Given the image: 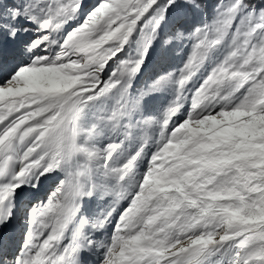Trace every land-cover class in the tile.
Instances as JSON below:
<instances>
[{
	"label": "snow or ice",
	"instance_id": "snow-or-ice-1",
	"mask_svg": "<svg viewBox=\"0 0 264 264\" xmlns=\"http://www.w3.org/2000/svg\"><path fill=\"white\" fill-rule=\"evenodd\" d=\"M0 264H264V0H0Z\"/></svg>",
	"mask_w": 264,
	"mask_h": 264
},
{
	"label": "rangeland",
	"instance_id": "rangeland-1",
	"mask_svg": "<svg viewBox=\"0 0 264 264\" xmlns=\"http://www.w3.org/2000/svg\"><path fill=\"white\" fill-rule=\"evenodd\" d=\"M215 2H213L212 4H215L216 3V0H214ZM95 2V0H88V3H94ZM88 118L86 117L85 118V126L87 127V125H88Z\"/></svg>",
	"mask_w": 264,
	"mask_h": 264
},
{
	"label": "trees",
	"instance_id": "trees-1",
	"mask_svg": "<svg viewBox=\"0 0 264 264\" xmlns=\"http://www.w3.org/2000/svg\"><path fill=\"white\" fill-rule=\"evenodd\" d=\"M209 4H212L213 2H215L214 0H208ZM217 2V0H216Z\"/></svg>",
	"mask_w": 264,
	"mask_h": 264
}]
</instances>
